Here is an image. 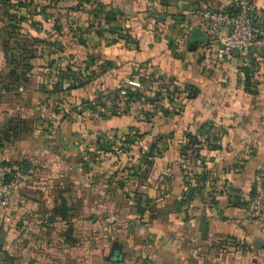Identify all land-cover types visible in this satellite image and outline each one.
I'll list each match as a JSON object with an SVG mask.
<instances>
[{"label": "crops", "instance_id": "1", "mask_svg": "<svg viewBox=\"0 0 264 264\" xmlns=\"http://www.w3.org/2000/svg\"><path fill=\"white\" fill-rule=\"evenodd\" d=\"M234 1L0 0V180L24 175L0 205V255L264 264L241 210L264 166V49L242 65L204 24Z\"/></svg>", "mask_w": 264, "mask_h": 264}, {"label": "built area", "instance_id": "2", "mask_svg": "<svg viewBox=\"0 0 264 264\" xmlns=\"http://www.w3.org/2000/svg\"><path fill=\"white\" fill-rule=\"evenodd\" d=\"M204 24L220 52L234 54L242 65L249 64L252 51L264 49V30L253 0H235L227 9L211 10L204 15ZM23 176L15 170L6 181L0 180V205L8 203ZM241 210L242 217L256 221L264 234V166L253 174L252 191Z\"/></svg>", "mask_w": 264, "mask_h": 264}, {"label": "trees", "instance_id": "3", "mask_svg": "<svg viewBox=\"0 0 264 264\" xmlns=\"http://www.w3.org/2000/svg\"><path fill=\"white\" fill-rule=\"evenodd\" d=\"M15 81L17 80V79H14ZM195 92H191V91H189L188 92V96H192L193 94H194ZM127 99L128 100H135V99H137V97L138 96H140V94H138L137 92H133V91H130V90H127ZM95 105L93 106V108H95L96 106H101L102 105V103L101 102H98V103H94ZM114 113V112H113ZM15 128V127H14ZM20 128L21 129H23V126L21 125L20 126ZM16 132V131H15ZM15 132H14V134H15ZM187 138H188V141H189V143H192V144H194L195 142H194V140H193V138L190 136V135H187ZM130 141H129V139L127 138V139H124V141H123V144H128ZM196 155H193L192 157L194 158ZM194 160V159H193ZM18 170V169H17ZM14 172V171H13ZM12 173V172H11ZM10 172H8V173H5V174H3V176H2V178H1V180L2 181H6L8 178H9V176H10V174H11ZM142 210L141 209H137V212H141ZM6 256V258H7V260L9 261V263L10 264H12V260L14 259L13 257H7V255H5Z\"/></svg>", "mask_w": 264, "mask_h": 264}, {"label": "water", "instance_id": "4", "mask_svg": "<svg viewBox=\"0 0 264 264\" xmlns=\"http://www.w3.org/2000/svg\"><path fill=\"white\" fill-rule=\"evenodd\" d=\"M204 38V34L200 31V29L198 27H196L193 32H192V35H191V38H190V43L188 44V47L190 49H193L195 47V44L202 40ZM22 173H23V170H22Z\"/></svg>", "mask_w": 264, "mask_h": 264}, {"label": "rangeland", "instance_id": "5", "mask_svg": "<svg viewBox=\"0 0 264 264\" xmlns=\"http://www.w3.org/2000/svg\"><path fill=\"white\" fill-rule=\"evenodd\" d=\"M16 170H17V169H16ZM13 171H15V170L12 169V170H10L9 172L11 173V172H13ZM0 257H1V260H2V261H6V262L8 263V260H7V258H6L5 255L1 254ZM7 257H9V256H7Z\"/></svg>", "mask_w": 264, "mask_h": 264}]
</instances>
